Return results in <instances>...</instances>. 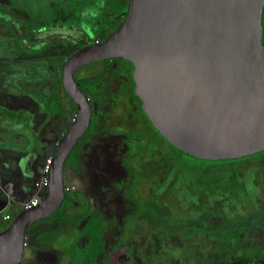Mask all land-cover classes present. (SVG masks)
I'll return each instance as SVG.
<instances>
[{
  "label": "rangeland",
  "instance_id": "rangeland-1",
  "mask_svg": "<svg viewBox=\"0 0 264 264\" xmlns=\"http://www.w3.org/2000/svg\"><path fill=\"white\" fill-rule=\"evenodd\" d=\"M128 4L129 0H0V5L14 14L13 21L17 22L14 24L21 25L17 30L14 25L9 27L0 22V83L2 66H8L11 75L16 76L12 77L14 83L10 77L9 84L25 88L28 93L36 91L42 98L52 96L65 63L78 52L70 42L98 44L104 34L125 18ZM4 18L12 20L8 14ZM17 18L35 24L37 32L44 26L51 30L26 36L27 30ZM262 26L264 30V11ZM10 28L16 30L18 38ZM49 35H53L51 43L40 50L44 46L42 40ZM61 35L68 38L70 45L60 39ZM100 63L84 65L75 74L91 99L96 124L90 140L89 133L82 136L68 160L69 165L75 164L77 154L78 171L65 173L66 188L82 194L83 206L87 200L91 203V214L103 215L105 223L108 220L103 231L104 252L97 262L264 264V215L259 220L251 219L249 224L238 222L264 205V154L242 167H233L236 172L240 169L237 175L232 170L216 171L224 164L228 168V162L217 167L184 159V166L176 165L172 145L152 134L154 130L143 117L137 99H128L127 90L121 91L113 78L117 61L100 79L97 78L100 75L84 78L88 71L94 74L101 70ZM77 112L58 116L46 124L42 122L40 128L47 133L56 125L57 134L60 132L63 138ZM86 140L90 142L80 147ZM66 201L59 207L60 212L79 203ZM75 210L65 212L73 221L64 226L48 247L43 246L50 234L46 230L58 224L44 220L37 223L28 233L21 264H91L82 258L89 248L84 233L86 210ZM202 215L208 217L195 222ZM222 217L233 224L226 227L220 223ZM216 219L219 223H209ZM96 248L93 246L92 250Z\"/></svg>",
  "mask_w": 264,
  "mask_h": 264
},
{
  "label": "water",
  "instance_id": "water-1",
  "mask_svg": "<svg viewBox=\"0 0 264 264\" xmlns=\"http://www.w3.org/2000/svg\"><path fill=\"white\" fill-rule=\"evenodd\" d=\"M264 0H129L125 21L102 44L72 55L62 83L78 115L53 157L47 195L0 236V264L23 259L27 230L66 199L64 170L88 130L89 97L76 71L114 58L134 66L135 93L170 144L202 160L264 151Z\"/></svg>",
  "mask_w": 264,
  "mask_h": 264
},
{
  "label": "crops",
  "instance_id": "crops-1",
  "mask_svg": "<svg viewBox=\"0 0 264 264\" xmlns=\"http://www.w3.org/2000/svg\"><path fill=\"white\" fill-rule=\"evenodd\" d=\"M54 29L58 28L54 27ZM26 33V36H29V33ZM37 34L39 33H35V35ZM15 37L18 38L17 36ZM48 37H50V35L45 37L46 39L42 41H48V39H50ZM41 44L44 46H42L40 50L49 43L47 44V42H44ZM20 51H24V49H20ZM1 70L3 75H1L2 83H0V90H2L0 92V100H3V102L0 103V231L6 229L4 231L5 233L7 231L9 232V229H11L16 221L24 214L26 211V203L30 202L39 194L45 197L48 193V189H40L36 184L42 177V173L40 172L46 160L50 157H54L62 140V136L60 132L57 134L59 128L56 125L52 126L48 131L50 133H46V131L43 132L40 128L42 122L46 124L47 122L54 121V118L58 116L64 117L69 112L76 113L78 110H71L72 105H70L69 100L65 96V93L68 94L65 88L63 89L65 93H63V91L60 92L61 99H59V104H55L59 77L57 78L52 96L47 95V97L42 98L40 95L36 94V91L34 94L28 93L25 88L21 89L20 87L14 86V84H9L10 77L11 80L12 77H16L15 75H11L10 67L2 66ZM60 75L62 77V71ZM63 110L64 112H62ZM77 167V159L75 164H68L64 170V178L65 173H68V171L70 172L71 170L72 173L78 171V169H76ZM79 180L81 181V177ZM66 184L65 179V185ZM81 197V193L72 191L70 197L66 198V202L68 204L69 201L78 200V205L73 206L76 209L75 211L85 208L86 214L89 211L91 213V209L87 207L91 203L86 199V206H83V202L80 201L82 200ZM74 208L68 205L65 207V212L74 210ZM5 215H10L11 218L9 220H4L3 216ZM45 220L46 219H44V222H46ZM43 246L45 247L44 243Z\"/></svg>",
  "mask_w": 264,
  "mask_h": 264
},
{
  "label": "trees",
  "instance_id": "trees-1",
  "mask_svg": "<svg viewBox=\"0 0 264 264\" xmlns=\"http://www.w3.org/2000/svg\"><path fill=\"white\" fill-rule=\"evenodd\" d=\"M6 14H8L11 18H12V20H10V21H7V20H5V18H4V15H6ZM14 14H12V12H11V10L9 9V8H7V7H5V6H2V5H0V22H4V24H7L9 27H10V25H14L15 27H16V29L18 30L20 27H21V25L20 24H18L17 26L14 24V23H17L16 21L14 22L13 21V16ZM16 20H20L19 18H17ZM125 21V18H122V20L119 22V23H117L116 25H115V27L111 30V32H108V33H106V34H104L102 37H101V39L99 40V43L98 44H102V43H104L108 38H109V36L113 33V32H115L118 28H119V26L123 23ZM22 21L20 20V22L19 23H21ZM23 26H25V29L27 30V32L30 34L31 32L33 33V34H35V33H37V26L34 24H28V23H25V22H22L21 23ZM46 27L44 26V27H40L39 29L40 30H42V29H45ZM47 28H49V27H47ZM11 29V31L15 34V36H16V30H14V29H12V28H10ZM51 39L52 38H50L48 41H42V43H46L47 42V44L48 43H51ZM66 42L69 44V41H68V38H67V40H66ZM72 43H75L74 45H78V51H80V50H82V49H84V48H87V47H89V46H91V44H88V43H84V42H78V41H76V40H73V41H71L70 42V44H72ZM110 60L111 59H109V60H102V61H100L101 63H103V64H109V62H110ZM120 60H125V59H121L120 58ZM129 62V61H128ZM131 63V62H130ZM103 75H100V77H97L98 79H100L101 77H102ZM96 78V80H98ZM94 82H96V81H94ZM75 83H77V85L80 87V84L77 82V80H76V82ZM90 85H92V84H90ZM92 87H95V85H92ZM81 88V87H80ZM64 85H63V83H62V77H61V75L59 76V78H58V82H57V89H56V95H55V97H56V102H55V104L56 105H58L59 104V99H61V91H63V93H65L64 92ZM82 89V88H81ZM93 89V88H92ZM82 91L84 92V93H86V94H88L87 93V90L86 91H84L83 89H82ZM65 96H66V98L69 100V102H70V105H72V108H71V110H78V105H77V103L76 102H74L69 96H68V94H66L65 93ZM62 112H64V110L62 111ZM142 113L147 117V115L145 114V112H144V110L142 111ZM150 121V120H149ZM91 124V123H90ZM150 124H151V126H152V128H153V130H154V132H155V134H159V136L161 137V138H163L164 140L163 141H165L166 143H170L169 141H167V139H165L158 131H157V129L155 128V126L152 124V122L150 121ZM90 127V126H89ZM173 147V146H172ZM174 148V150H175V152H176V157H177V159H176V161H177V163H176V165H178V166H180V163L184 166V163H183V160L184 159H186L187 161H188V159H191V160H198V161H203V162H207V163H209L211 166H217L219 163H226V162H228L229 163V167L227 168V166H225V164L223 165V167H220V169H218V170H216L217 172H219V171H225V172H227L228 170H232V172H233V174L234 175H237L238 174V172H239V170L240 169H238L237 170V172H236V168H234L233 169V167H235V166H237V165H240L241 167L243 166V164H245L246 162L248 163V162H250V160L252 159L253 160V158H260V156H262V154H264V151L263 152H261V153H259V154H257V155H253V156H249V157H244V158H239V159H229V160H219L218 162L217 161H211V160H202V159H198V158H195V157H191V156H189V155H187V154H185V153H183L182 151H180L179 149H177V148H175V147H173ZM66 166H68V162L66 163ZM218 167V166H217ZM186 171H188V170H186ZM224 174V173H223ZM68 197H70V193H68V192H66V198H68ZM66 200V199H65ZM89 208L91 209V206H89ZM264 209V205H263V203L261 204V210L260 211H258V212H256V213H252V214H249V216L247 217V219H244V218H242L241 220H238V222L239 221H243L244 222V224H246V223H250L251 221V219H260L263 215H264V213H262V210ZM263 214V215H262ZM208 216L207 215H202L201 217H199V219L198 220H195V222H203V220H205V218H207ZM76 219V218H75ZM83 219L84 220H87L88 219V221H87V223H86V230L84 231V233L88 236V247L89 248H86V250H84V252H83V257L82 258H84V261H86V262H90L91 264H99V262H97V257L99 256V255H101L103 252H104V247H105V243H104V240H103V235H104V232L103 231H105V228L107 227V225H108V220H107V222L105 223L104 221V217H103V215H101V214H97V213H94V214H91L90 213V211L89 212H87V214L86 215H84L83 216ZM101 219H102V224H99L100 222H101ZM213 218H211V220H212ZM79 220V219H78ZM78 220H76V221H78ZM45 221H53V222H56L57 224H58V226L57 227H55V228H51V229H48V230H46V232L47 231H49V235L45 238V240L43 241V243H44V245H45V247H47L52 241H53V239L63 230V228H64V226H67L68 225V223L69 222H72L73 221V218L71 217V216H69V215H67V214H65V208H62V210H61V212H60V209L58 210V211H55L52 215H50L49 217H47L46 218V220ZM219 223V220L218 219H216V221H210L209 223ZM220 223H222V224H224L226 227L229 225V224H233V223H230L226 218H223L222 217V220L220 221ZM235 223H237V222H235ZM35 225H37V224H35ZM34 225V226H35ZM105 225V226H104ZM34 226H32L28 231H27V233H29L30 231H31V229L34 227ZM6 230V229H5ZM5 230H2V231H0V235L2 234V233H4V231ZM26 233V234H27ZM28 235V234H27ZM93 246H96L97 248H96V250L95 251H93L92 250V247ZM124 247V248H126V246L125 245H121V247ZM254 249H258V250H260V249H263L262 247H255ZM127 250V249H126ZM76 254H77V252H76ZM74 255H75V253H74ZM23 262V260H20V261H18V262H16V263H13V264H21ZM80 264H81V262H80ZM104 264H110L109 262H107V261H105V263Z\"/></svg>",
  "mask_w": 264,
  "mask_h": 264
},
{
  "label": "flooded vegetation",
  "instance_id": "flooded-vegetation-1",
  "mask_svg": "<svg viewBox=\"0 0 264 264\" xmlns=\"http://www.w3.org/2000/svg\"><path fill=\"white\" fill-rule=\"evenodd\" d=\"M49 30H51V28H45V29H42V30H39L38 31V33L39 34H41V33H45L46 31H49ZM264 31V30H263ZM48 38H52V36L50 35V37H48ZM61 40L63 41V42H65L66 40H67V38L66 37H64V36H62L61 37ZM66 44L67 45H70V44H68L67 42H66ZM75 43H72V46H75L77 49H78V45H74ZM114 61H117V63H116V68H115V70H117L116 71V73H115V76H113V78L115 79V80H117L118 81V83H119V88H121V91L122 90H127V92H128V99H129V97L131 98V100H132V98L134 99V97L137 99V102H139V108L141 109V112L143 111V109L141 108L142 107V105H141V102H140V100H139V98L136 96V93H135V81H134V78H133V70H134V66H133V64L132 63H130V62H128L127 60H120V58H114V59H111L110 60V62H109V64L107 65V64H103V63H100V64H102L103 65V67H102V69L101 70H98L97 72H94V74L93 73H90L89 71L88 72H86V74H85V76H84V78H94L95 76H97V75H104L105 73H106V71H107V69L111 66V64H112V62H114ZM112 72H114V70L112 71ZM127 72H128V74H127ZM83 78V77H82ZM110 82H111V79H110ZM120 90V89H119ZM119 92V91H118ZM117 92V93H118ZM86 94V93H85ZM87 96H88V94H86ZM89 97V96H88ZM89 100H90V104H91V99L89 98ZM138 104V103H137ZM91 111H92V117H91V124H90V127L88 128V130L86 131V133L85 134H90V132H91V130H92V128L94 127V125L96 124V120H95V117H94V114H93V109H92V104H91ZM142 115H143V117H145L146 119H148V117H146V116H144V114L142 113ZM149 120V119H148ZM149 123H150V121H149ZM84 134V135H85ZM152 134H154V135H157V136H159V134H155V132L153 131L152 132ZM83 135V136H84ZM92 136H91V134L89 135V139L88 140H90V138H91ZM160 137V136H159ZM81 140V139H80ZM80 140L78 141V142H80ZM88 140H86V142H82L83 144L80 146V147H82V146H84V144H87L88 142H90V141H88ZM77 142V144H76V146L79 144ZM76 146H75V148H74V150L76 149ZM80 149V148H79ZM78 149V150H79ZM74 150H73V152H74ZM72 152V153H73ZM77 152V151H76ZM72 155V154H71ZM262 156H263V154H262ZM262 156H260V157H262ZM76 159H77V161H78V156H77V154H76ZM72 192V191H71ZM89 206H91V204L90 205H88L87 207L89 208Z\"/></svg>",
  "mask_w": 264,
  "mask_h": 264
},
{
  "label": "built area",
  "instance_id": "built-area-1",
  "mask_svg": "<svg viewBox=\"0 0 264 264\" xmlns=\"http://www.w3.org/2000/svg\"><path fill=\"white\" fill-rule=\"evenodd\" d=\"M52 164H53V157H50L46 160L42 168V171L40 172L42 173V177L40 181L36 184L38 188L43 189V190H47L49 188V185H50V180H49L50 173L49 172L51 171ZM65 189H66V192H71V190L69 188H66V186H65ZM43 198L44 197L42 196V194L35 196L30 202L26 203L25 209L28 210V209L38 206V203L41 202ZM3 218L4 220H9L11 217L10 215H5L3 216Z\"/></svg>",
  "mask_w": 264,
  "mask_h": 264
}]
</instances>
